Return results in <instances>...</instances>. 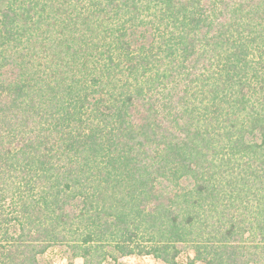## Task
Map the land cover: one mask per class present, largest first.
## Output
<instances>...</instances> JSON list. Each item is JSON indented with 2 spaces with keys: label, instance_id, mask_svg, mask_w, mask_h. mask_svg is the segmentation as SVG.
Here are the masks:
<instances>
[{
  "label": "trees",
  "instance_id": "trees-1",
  "mask_svg": "<svg viewBox=\"0 0 264 264\" xmlns=\"http://www.w3.org/2000/svg\"><path fill=\"white\" fill-rule=\"evenodd\" d=\"M54 247L264 264V0H0V264Z\"/></svg>",
  "mask_w": 264,
  "mask_h": 264
},
{
  "label": "rangeland",
  "instance_id": "rangeland-1",
  "mask_svg": "<svg viewBox=\"0 0 264 264\" xmlns=\"http://www.w3.org/2000/svg\"><path fill=\"white\" fill-rule=\"evenodd\" d=\"M56 247L51 248L53 251L46 253L45 255L52 258V260H50L49 264H82V259L81 258H74L71 262H69L67 260V258L65 256H67V254L63 253V248L61 249H55ZM57 253V254H55ZM55 254V255H54ZM61 254H64L63 256ZM192 256V252L191 251H184L182 253H180L177 257V263L176 264H202L200 262H195V263H189V258ZM45 260L47 259V257L44 258ZM124 264H163L161 261L154 259L153 257L149 256V255H144V256H130L127 257Z\"/></svg>",
  "mask_w": 264,
  "mask_h": 264
}]
</instances>
